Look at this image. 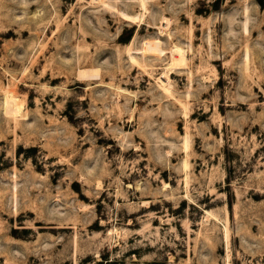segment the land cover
<instances>
[{"label": "rangeland", "instance_id": "rangeland-1", "mask_svg": "<svg viewBox=\"0 0 264 264\" xmlns=\"http://www.w3.org/2000/svg\"><path fill=\"white\" fill-rule=\"evenodd\" d=\"M0 264H264V0H0Z\"/></svg>", "mask_w": 264, "mask_h": 264}, {"label": "bare ground", "instance_id": "bare-ground-1", "mask_svg": "<svg viewBox=\"0 0 264 264\" xmlns=\"http://www.w3.org/2000/svg\"><path fill=\"white\" fill-rule=\"evenodd\" d=\"M179 54H182V51L179 52ZM17 98L14 97V95H12L11 93H7L6 95V106H7V111H9L12 114H17L20 110V104H18L19 102H17ZM8 112V113H9Z\"/></svg>", "mask_w": 264, "mask_h": 264}]
</instances>
